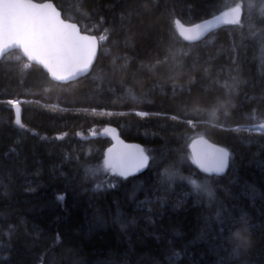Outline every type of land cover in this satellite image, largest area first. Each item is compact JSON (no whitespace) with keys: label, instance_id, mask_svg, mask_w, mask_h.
Returning a JSON list of instances; mask_svg holds the SVG:
<instances>
[{"label":"trees","instance_id":"16d2710c","mask_svg":"<svg viewBox=\"0 0 264 264\" xmlns=\"http://www.w3.org/2000/svg\"><path fill=\"white\" fill-rule=\"evenodd\" d=\"M51 1L82 31L108 39H99L93 69L68 83L52 80L18 50L0 62V264H41V257L47 264H168L172 248L180 253L175 264H220L229 254L217 238V213L240 212L254 225L252 245L232 264H260L264 135L253 127L264 123V70L258 38L249 36L248 0H230L244 5L243 28L228 25L195 43L184 41L170 20L196 24L229 0H159V7L152 0ZM253 2L258 17L264 0ZM173 52L188 55L173 63ZM236 67L245 83L228 115L211 120ZM10 99L21 102L24 128L15 123ZM188 118L197 123L195 133L183 123ZM105 127L141 146L150 160L142 173L104 177L116 186L98 188L86 169L102 167L113 145L92 133ZM197 133L230 152L227 172L211 176L214 200L198 197L187 179L161 183V173L181 156L184 177L208 176L190 158Z\"/></svg>","mask_w":264,"mask_h":264},{"label":"snow or ice","instance_id":"6c2138e0","mask_svg":"<svg viewBox=\"0 0 264 264\" xmlns=\"http://www.w3.org/2000/svg\"><path fill=\"white\" fill-rule=\"evenodd\" d=\"M154 7H159V0H152ZM147 7V5H145ZM244 5L237 3L234 7H228L227 11H221L219 15L212 14L210 19H205L201 23L186 26L179 19H171L170 23L176 30L178 35L184 41L197 42L206 40L213 35L214 30L222 24L239 25L241 28L244 24L241 21L242 8ZM248 10V28L249 36L258 38L257 42L260 50L261 69L264 70V2L260 4L259 16L253 15L257 5L253 0H248L246 5ZM171 18L174 13L170 12ZM257 21L261 27L257 28ZM107 32L108 30L105 29ZM170 33L173 35V27L170 26ZM100 40H107V36H101ZM211 43V41H209ZM13 50H19L28 61H35L42 65L51 76L58 81L69 80L78 77L82 73L90 72L94 67V62L98 59V39L93 35H83L77 23L68 22L58 6L53 3H38L36 0H0V58L8 56ZM233 51L236 50L235 45ZM187 52H173L171 60L173 63L181 61ZM17 60L20 57H16ZM159 63V62H158ZM236 64V59H233ZM25 69L28 64L23 66ZM232 71L235 75L230 76V82H225L226 97L218 106L213 109L208 115L211 120L217 119L219 112L228 115V110L233 106V97L239 94L241 84L245 81L241 78L240 69L236 67ZM260 104H264V97L259 100ZM6 103L15 108L16 119L15 123L21 128L25 125L21 122L20 101L7 100ZM256 110L253 109V112ZM111 115V113H109ZM139 116H147L146 112L137 113ZM264 116V114H262ZM173 120H178V116H172ZM208 120H201L200 123H208ZM190 126L195 133L197 123L194 119L188 118L183 121ZM213 126H217L213 124ZM223 127V125H219ZM259 132L264 135V123H259L254 126ZM236 131L241 129L237 128ZM106 131L114 132V129H106ZM252 132L253 128L245 129ZM66 135V134H65ZM187 135V134H185ZM198 139L191 140V160L204 173H222L229 165V152L224 148H218L215 145L208 144L199 135ZM117 139L119 146H114L107 150V154L103 161L102 167H92L86 169V176L94 182L99 181L96 186L99 188L101 183L107 182L109 187L116 185L111 180L105 181L104 177H121L125 180L136 172L148 167L150 155L145 149L139 145H125L123 141ZM184 157L181 156L176 163L166 169L165 173H161V183L165 187L171 186L177 181L185 179L192 185L193 191L197 196L207 194L210 200L215 199L214 190L210 185L212 177L206 176L197 181L184 177L180 168ZM63 199V197H58ZM151 210L149 209V212ZM126 227V224L121 225ZM254 225L247 213H228L221 216L217 213V238L221 242L225 251L228 252L229 258L221 260L220 264H232L233 259L242 255L243 251L233 234L237 230L243 229L245 234L252 237ZM11 231V229H10ZM252 245V238H251ZM180 253L174 248L169 249L166 253L168 264H175V257H179ZM41 264H47V261L41 257ZM79 264V262H75ZM156 264H159L157 261ZM241 264H253L251 261L244 260ZM264 264V260L260 261Z\"/></svg>","mask_w":264,"mask_h":264},{"label":"water","instance_id":"95a60500","mask_svg":"<svg viewBox=\"0 0 264 264\" xmlns=\"http://www.w3.org/2000/svg\"><path fill=\"white\" fill-rule=\"evenodd\" d=\"M36 2H38V3H46V2H50V3H53L54 5H56L53 1H51V0H46V1H42V2H39V1H36ZM58 10H60L59 8H58ZM61 11V10H60ZM220 14V13H219ZM219 14H217V15H219ZM211 18V17H210ZM210 18H207V19H210ZM67 20V19H66ZM68 22H74V21H71V20H68ZM202 22V21H201ZM201 22H198V23H201ZM74 23H76V22H74ZM197 24V23H196ZM228 25H230V24H222V25H220V27L219 28H217V29H220V28H222V27H225V26H228ZM77 26L81 29V33L83 34V35H93V36H96L97 37V39H98V50H97V56H98V54H99V48H100V41H99V38H98V36L97 35H95V34H91V33H88V32H84V31H82V28L79 26V24L77 23ZM186 26H189V25H186ZM217 29H215V30H217ZM214 30V31H215ZM186 42H188V41H186ZM198 42V41H197ZM189 43H195V42H189ZM14 51V50H13ZM19 51V50H18ZM22 54V53H21ZM23 56V55H22ZM24 57V56H23ZM26 60H27V58L26 57H24ZM3 58H0V62H1V60H2ZM28 61V60H27ZM28 62H30V63H32V64H35V65H38V66H40V67H42L46 72H47V69H45L42 65H40V64H38V63H36L35 61H28ZM96 62V61H95ZM95 62H94V64H95ZM48 73V72H47ZM89 72H87V73H82V74H80L78 77H75V78H72V79H69V80H64V81H58V80H55L52 76H51V74L50 73H48V75L50 76V78L52 79V80H54V81H57V82H60V83H68V82H72V81H75V80H77L78 78H81V77H84V76H86L87 74H88ZM20 109H21V112H22V106H21V103H20ZM14 110H15V108H14ZM16 112V111H15ZM20 116H21V114H20ZM106 129H112V128H110V127H105L103 130H102V132H101V135L103 136V137H110L112 140H113V142H114V144L116 145V146H119L118 145V141H117V139H114V136L115 137H118V139H119V141H123V143L125 144V145H131L130 143H128V142H126V141H124L119 135H118V133H116V131H114V132H111V131H106ZM199 137H197L196 139H198ZM203 139L204 140H206L207 141V143L208 144H211V145H215L216 147H218V148H224V147H222V146H220V145H217V144H215V143H213V142H211L210 140H208L207 138H205V137H203ZM190 145H191V143H190ZM189 149H190V153H191V147L189 146ZM224 149H226V148H224ZM227 150V149H226ZM228 151V150H227ZM229 152V151H228ZM149 164V163H148ZM194 164V163H193ZM195 165V164H194ZM229 165H230V152H229ZM229 165H228V167L224 170V172H222V173H219V174H217V173H211V174H209V173H204V172H202L199 168H198V166L197 165H195L202 173H204V174H206V175H210V176H222V175H224L226 172H227V170H228V168H229ZM147 168V167H146ZM146 168H144V169H142L140 172H136V173H134L133 175H137V174H140V173H142Z\"/></svg>","mask_w":264,"mask_h":264},{"label":"clouds","instance_id":"9594fccd","mask_svg":"<svg viewBox=\"0 0 264 264\" xmlns=\"http://www.w3.org/2000/svg\"><path fill=\"white\" fill-rule=\"evenodd\" d=\"M233 237L242 249L248 250L251 247V238L245 234L243 229L237 230Z\"/></svg>","mask_w":264,"mask_h":264},{"label":"rangeland","instance_id":"374dc122","mask_svg":"<svg viewBox=\"0 0 264 264\" xmlns=\"http://www.w3.org/2000/svg\"><path fill=\"white\" fill-rule=\"evenodd\" d=\"M238 2H239V0H237ZM233 3L229 0V1H227L225 4H224V6L221 8L223 11H227V9H228V7H233V5H232ZM253 128H255V129H258V128H256V127H253ZM92 133H94L95 135H99V134H101V129H100V131L99 132H97V130H94ZM114 146H116L115 144H113L110 148H112V147H114ZM141 147V146H140ZM142 148V147H141ZM109 149V148H108ZM107 149V150H108ZM106 154H107V151H106V153H105V156H106Z\"/></svg>","mask_w":264,"mask_h":264}]
</instances>
